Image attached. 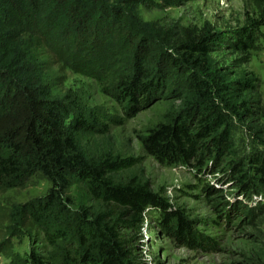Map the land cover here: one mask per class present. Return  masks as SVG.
Segmentation results:
<instances>
[{"label": "trees", "instance_id": "1", "mask_svg": "<svg viewBox=\"0 0 264 264\" xmlns=\"http://www.w3.org/2000/svg\"><path fill=\"white\" fill-rule=\"evenodd\" d=\"M144 2L0 0V191L20 187L35 173L50 182L43 196L9 213L10 236L30 223L48 245L25 252L28 264H136L121 231H139L147 207L160 212V224L176 240L197 244L190 222L147 183L135 174L114 176L131 158L106 150L86 153L82 142L107 136L108 118L84 94L62 89L54 69L57 62L87 76L99 70V81L115 90L129 116L161 100L166 90L173 93L174 74L186 77L189 95L177 107L165 99L161 118L142 138L145 151L166 164L199 166L212 152L216 158L230 153V129L210 101L208 81L189 67L191 54H206L207 47L188 38L178 46L186 59L170 52L168 32L140 16ZM258 29L242 32L243 50L254 48ZM241 84L246 89L251 79ZM262 116L264 126V108ZM259 144L263 150L249 160L262 179L264 140ZM79 183L113 209H72L68 193ZM11 249L10 239L0 243V252Z\"/></svg>", "mask_w": 264, "mask_h": 264}, {"label": "rangeland", "instance_id": "2", "mask_svg": "<svg viewBox=\"0 0 264 264\" xmlns=\"http://www.w3.org/2000/svg\"><path fill=\"white\" fill-rule=\"evenodd\" d=\"M139 13L168 32L167 49L179 57H188L178 47L183 41L203 40L207 53L191 54L189 67L208 81L210 101L221 110L230 129L232 148L220 158L212 152L200 166L194 161L166 164L145 151L142 138L161 118L164 101L177 107L189 95L186 77L173 75L169 88L176 96L166 90L161 100L129 116L126 103L115 99V90L99 81L102 72L89 68L94 76H87L54 64L61 88L84 94L88 103L99 106L108 118L107 136H92L82 142L86 153L106 150L131 158V165L114 176L135 174L192 225L197 244H185L168 234L157 209L145 208L139 231H121L134 262L264 264V178L260 179L249 160L263 150L259 141L264 140V0H145ZM256 25L259 32L252 33L254 48L245 51L239 45L244 40L242 32ZM248 79L252 84L240 90ZM49 187L50 182L35 173L20 187L0 191V243L8 239L12 243V253L0 252V264H28L25 252L48 248L41 232L30 223L17 227L15 236L9 235L6 225L13 207L43 196ZM68 196L72 209H113V205L91 198L84 183L72 185Z\"/></svg>", "mask_w": 264, "mask_h": 264}]
</instances>
